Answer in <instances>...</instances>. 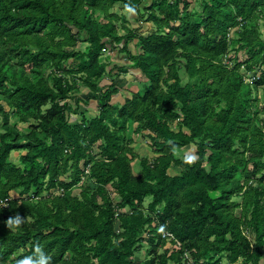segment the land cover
Here are the masks:
<instances>
[{
	"label": "trees",
	"instance_id": "16d2710c",
	"mask_svg": "<svg viewBox=\"0 0 264 264\" xmlns=\"http://www.w3.org/2000/svg\"><path fill=\"white\" fill-rule=\"evenodd\" d=\"M141 1L0 0V264L36 244L51 264H138L144 246L142 264L264 258V0H152L145 15L155 30L119 34L125 17L111 8L143 19ZM134 38L139 53L129 48ZM118 48L130 63L108 69L104 52ZM231 49L246 58L232 65ZM129 66L140 70V86L113 104L117 70ZM80 82L99 107L82 122L71 120ZM6 107L33 120L30 132L10 123ZM133 130L146 131L159 155L132 151ZM191 143L197 158L176 154ZM16 150L25 151L19 163ZM172 165L181 172L170 175ZM69 169L71 181H61ZM84 174L95 186L75 196ZM58 185L65 192L54 193ZM16 214L24 220L11 229Z\"/></svg>",
	"mask_w": 264,
	"mask_h": 264
},
{
	"label": "rangeland",
	"instance_id": "374dc122",
	"mask_svg": "<svg viewBox=\"0 0 264 264\" xmlns=\"http://www.w3.org/2000/svg\"><path fill=\"white\" fill-rule=\"evenodd\" d=\"M194 0H192L193 2ZM152 2V0H142L141 1V5H140V14H144L143 19L139 18L138 12L136 11H129V10H124L122 8V4L120 3H115L113 5V7L111 8L112 12H115L117 14H119L120 16L124 15L125 19L123 20L122 18L116 20V24L118 27V33L119 34H126V32L128 31V29L130 30H134L136 32H140L143 35H148L150 34L153 30H155L156 26L153 23V21H150L148 19H146V13H145V7L148 6L150 3ZM191 2V3H192ZM198 5V4H197ZM195 6V3H192L189 10H192L194 7L196 9H199L198 6ZM125 26V27H124ZM128 28V29H127ZM262 30H264V27H262ZM231 36H233L231 34ZM124 44V40H121L119 43V47H122ZM84 44H80L79 46H77V48L83 49L84 48ZM237 47L239 48V44H237ZM129 48L131 49L132 52L135 53H139L141 51V46L140 43L138 42V38H134L130 41L129 44ZM110 55V60L106 61L108 63V69H110L112 67V65L114 64H118L119 66H123V65H129L130 61L127 58V53L125 51L119 50V48L117 50L114 51H105L104 52V57ZM246 58V53L245 51H238L235 49H231L228 53V57H226L225 60H230L229 62L234 65L235 62H242L244 59ZM105 61V60H104ZM25 67H27V65H25ZM66 67V64L65 66ZM28 68V67H27ZM119 71V75L117 78V82L122 85L121 90L117 93L114 94L111 97V102L114 103H121L123 104L125 102V99L127 97H132V94L134 92H137L139 86H140V82H139V72L140 70L137 68H133V67H128L127 70H117ZM181 72H184V69L181 70ZM246 73V72H245ZM73 77H68V80H72ZM75 78V76H74ZM250 77H247V79H249ZM183 79L187 80V76L183 75ZM109 83V80L105 79L102 84H106ZM50 84L53 85V81L50 79ZM75 93L78 96H81L82 101L80 104V108L78 112L73 113L71 120L72 121H76L79 120V122H82V116L83 114L86 115L87 118H92L96 115L99 114V107H98V102L95 101V99H93V93L90 91L89 87L87 85H85L84 83H79V87L76 90H73L71 92ZM259 94L263 96L264 91L262 88H260ZM91 97V99H90ZM260 106H263V104H260ZM49 105L45 106L44 108H48ZM7 111L9 112V116H10V123L14 124L22 134H25L27 132H30L31 129V122H33V120L31 121H22L20 119L19 114L13 109V108H9L6 107ZM177 121H174L171 123V126L173 129L178 130L179 128L176 126ZM136 126V124H135ZM2 127V121L0 120V128ZM187 130V129H186ZM131 142H130V146L132 148V151L136 152L139 154V156H147L151 159L155 158L156 156L159 155V152L157 150H155V146L154 144L151 142V140L148 137V133L145 131V133H141L136 132L133 130V132L131 133ZM197 145L195 143H191L188 144L186 146H183L181 148V151H177L176 154L178 156H183V155H187L189 158H197ZM94 153H98L99 149L97 148V146L95 147ZM21 153H25V151L21 152V150H16L12 152L11 155V159L13 161H15L16 163L20 162V155ZM134 162H136L134 165V169H136L135 171L138 172V158H135ZM249 167L251 168L252 165L250 164ZM72 170H68L67 173L65 175L60 176V180L64 181V182H69L71 181V174ZM167 172L170 175H175V174H179L181 172V167L177 166V165H172L171 167L168 168ZM88 174H84L82 179L80 180V182L72 189V194L75 196H79L81 197V192L83 189H85V187H94L95 183L92 182L91 180L88 179ZM257 177H260V175H258ZM65 188L62 185H58L56 186V188L53 190L54 193H60L62 194ZM20 189L14 190L11 192V198H18L20 195ZM46 196L51 195V191L46 192L45 193ZM113 198H115L114 195H112ZM237 200H240V197L236 198ZM118 200V199H117ZM115 199V201H117ZM119 201V200H118ZM150 200L147 199L144 203L147 206L149 204ZM117 203V202H116ZM125 210H127L125 208ZM240 210L237 209L236 213H239ZM147 237V235H146ZM146 244V241H145ZM170 246V245H168ZM145 248V249H144ZM144 248H142L141 250H138L136 255H135V261L138 264H142V261L145 260L146 256H147V248L146 246H144ZM186 259L191 263V258L190 255L187 254ZM222 261L224 263H226V259L223 258ZM239 262H242V259H239ZM172 264V263H171ZM249 264H253V263H249ZM259 264H264V258H262L261 262H259Z\"/></svg>",
	"mask_w": 264,
	"mask_h": 264
},
{
	"label": "clouds",
	"instance_id": "9594fccd",
	"mask_svg": "<svg viewBox=\"0 0 264 264\" xmlns=\"http://www.w3.org/2000/svg\"><path fill=\"white\" fill-rule=\"evenodd\" d=\"M24 218L20 214H16L13 217H9L6 220V224L11 229L18 228ZM52 257L45 253L44 249L40 244L34 246L32 254L23 256L15 261V264H51Z\"/></svg>",
	"mask_w": 264,
	"mask_h": 264
},
{
	"label": "built area",
	"instance_id": "2783aa9c",
	"mask_svg": "<svg viewBox=\"0 0 264 264\" xmlns=\"http://www.w3.org/2000/svg\"><path fill=\"white\" fill-rule=\"evenodd\" d=\"M9 199H10V198L6 197V198L3 199L2 202H3L4 204H7V202L9 201ZM163 236L171 237V236H172V233H170V232H168V231H165V232L163 233Z\"/></svg>",
	"mask_w": 264,
	"mask_h": 264
},
{
	"label": "bare ground",
	"instance_id": "6f19581e",
	"mask_svg": "<svg viewBox=\"0 0 264 264\" xmlns=\"http://www.w3.org/2000/svg\"><path fill=\"white\" fill-rule=\"evenodd\" d=\"M146 245V244H145ZM148 261V260H147Z\"/></svg>",
	"mask_w": 264,
	"mask_h": 264
}]
</instances>
